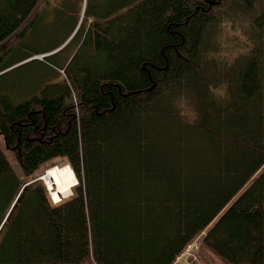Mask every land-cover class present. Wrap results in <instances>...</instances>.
I'll use <instances>...</instances> for the list:
<instances>
[{
    "label": "trees",
    "instance_id": "1",
    "mask_svg": "<svg viewBox=\"0 0 264 264\" xmlns=\"http://www.w3.org/2000/svg\"><path fill=\"white\" fill-rule=\"evenodd\" d=\"M50 3L68 12L0 0V136L20 173L0 150V264H174L203 232L225 264H264L262 0H84L63 64L24 44ZM61 159L76 185L54 204L25 185Z\"/></svg>",
    "mask_w": 264,
    "mask_h": 264
},
{
    "label": "rangeland",
    "instance_id": "2",
    "mask_svg": "<svg viewBox=\"0 0 264 264\" xmlns=\"http://www.w3.org/2000/svg\"><path fill=\"white\" fill-rule=\"evenodd\" d=\"M55 1L58 4L65 3L68 12L66 13L62 9L56 11V4L50 3L48 5H43L41 7L42 16L36 27L26 35L24 44L32 50H43V48L46 47L54 48L60 46L55 52L62 49L63 51L58 54V60H55V62L56 64H63L67 61L68 56L77 49L76 46L78 47L82 38V36L79 37L78 43H76L77 40H74L77 27L79 26V28H82L84 0ZM262 3L264 5V0H262ZM69 11H71V13H69ZM73 27L75 29H73ZM50 54L51 53L38 54L31 57L30 60L43 61V57H47ZM84 54L86 55V51H84ZM36 71H38L37 67L25 66L12 73L5 80L7 84V91H5V93L8 92V94L12 96V93L18 85L20 86L23 79L35 78L34 73ZM56 74H58L59 77L56 75L53 82H57L62 77L60 73L57 72ZM0 150L14 172L20 175L17 163L12 153L6 148L1 136ZM66 166L67 163L63 159L47 163L35 174L33 177L35 179L28 180L29 182H27L25 186L39 181L46 191H50L51 189V192H49L51 193L50 195L53 196L52 193H54L58 200L70 198L73 196V187L76 185V179L71 173H65V171H63ZM203 236L204 232L176 259L174 264H225L203 245Z\"/></svg>",
    "mask_w": 264,
    "mask_h": 264
},
{
    "label": "bare ground",
    "instance_id": "3",
    "mask_svg": "<svg viewBox=\"0 0 264 264\" xmlns=\"http://www.w3.org/2000/svg\"><path fill=\"white\" fill-rule=\"evenodd\" d=\"M63 171H65V173H71L72 176H74L73 173H72V171L70 170V168H69L68 166L64 167ZM75 184H76V183H75ZM51 185H52V184H51ZM54 187H55V185H54ZM55 189H56V188H55ZM49 192H51V189H50V191H48V193H49ZM50 194H51V193H49V195H50ZM52 195H53V196L50 195V196L52 197V198L50 197V199H51V201H52L53 203H57L58 201H60V200H58V199L56 198V196H55L54 193H52Z\"/></svg>",
    "mask_w": 264,
    "mask_h": 264
},
{
    "label": "water",
    "instance_id": "4",
    "mask_svg": "<svg viewBox=\"0 0 264 264\" xmlns=\"http://www.w3.org/2000/svg\"><path fill=\"white\" fill-rule=\"evenodd\" d=\"M49 56V55H48ZM45 57V56H44Z\"/></svg>",
    "mask_w": 264,
    "mask_h": 264
}]
</instances>
